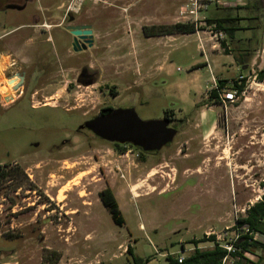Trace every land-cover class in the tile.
<instances>
[{"label":"rangeland","instance_id":"374dc122","mask_svg":"<svg viewBox=\"0 0 264 264\" xmlns=\"http://www.w3.org/2000/svg\"><path fill=\"white\" fill-rule=\"evenodd\" d=\"M91 1L71 15L94 26L97 46L77 55L63 27H55L73 0H0V51L17 63L7 77L19 74L0 90V172L7 174L0 177V264H168L167 255L189 256L191 242L231 226L235 202L243 209L264 192V85L258 79L234 104L216 109L214 134L206 137L191 121L154 155L75 131L106 107L132 108L143 121L161 120L167 111L195 118L213 87V61L234 64L214 57L204 37L209 67L196 34L145 37V28L176 24L185 0ZM225 1L241 5L213 7L209 17L241 19L242 30L226 43L232 55L235 48L238 55L253 54L239 75L231 66L228 83L264 69V0ZM48 36L53 43H44ZM85 64L99 73L90 88L76 84ZM24 76L25 94L15 101ZM107 187L123 227L100 201ZM243 264H264V256Z\"/></svg>","mask_w":264,"mask_h":264},{"label":"built area","instance_id":"2783aa9c","mask_svg":"<svg viewBox=\"0 0 264 264\" xmlns=\"http://www.w3.org/2000/svg\"><path fill=\"white\" fill-rule=\"evenodd\" d=\"M84 1L85 0H73V2H71L67 7V15L78 13ZM240 5L241 1L228 2L225 0H185L180 6L176 15V21L178 24L194 26V34L199 37L200 50L206 57L209 67V60L206 54V44L203 41L204 37L209 38V41H211V50H223L225 52L230 50V48L226 43V33L219 30L215 24H209L211 17H209L208 13L213 7L220 10H228L239 7ZM223 43H225L226 46H224ZM257 76L258 74L256 75V72L253 70L251 75H240L234 82H228L224 88H221L219 81L214 78L212 90H215L218 93L221 105L226 107L227 102L234 104L241 96H244L247 85L251 80L253 84H255L258 79ZM18 83H20V81ZM257 85L263 86L264 80L262 82H258ZM242 86H244V88L240 93L239 88ZM121 178L126 180L123 175ZM263 197L264 192L256 198L255 202L249 201L243 209L234 205L233 224L219 232H210L206 234V238L212 240L211 243L214 248L218 247L226 253L220 264H242L245 260H252L253 258L259 259L262 256L263 250L259 245H264V234L251 231L248 225L241 226L239 224V220L246 218L255 203L261 202ZM241 241L253 249L255 245H257V249L255 248L252 252H245L243 247L239 244ZM178 259L181 263L184 261L185 257L178 256Z\"/></svg>","mask_w":264,"mask_h":264},{"label":"trees","instance_id":"16d2710c","mask_svg":"<svg viewBox=\"0 0 264 264\" xmlns=\"http://www.w3.org/2000/svg\"><path fill=\"white\" fill-rule=\"evenodd\" d=\"M220 10V9H219ZM240 21L241 19L237 17H233L229 13H224L219 16H212L209 20V24H215L219 30H222L226 33L227 39L233 43L236 39V33L239 30H242L240 28ZM156 32H148L149 30L145 28L143 30L144 35L146 38H152L156 36H174V35H192L195 33V28L192 25H183V24H173L171 26L166 27H159L155 29ZM224 46L225 43H223ZM227 54H230V50L225 51ZM232 54V53H231ZM234 60L236 64L241 67L242 70H245L246 67L249 69V63L251 59L253 58V54L244 51L243 55H238L236 52V48L234 49L233 53ZM198 67H195L193 69H197ZM258 80L263 81L264 80V69L261 70L258 73ZM227 81H219V84L221 88H224L226 86ZM244 86L239 88L240 93L243 91ZM113 95H116L112 91ZM208 103L211 105H220V100L218 97V93L215 90L210 91V96L208 99ZM113 111L112 108L108 107L106 109H103L101 112L103 115H108ZM170 111L165 112V116H168ZM116 148H121L122 145L119 144H113ZM140 150L139 148H137ZM142 152V150H140ZM144 153V152H143ZM150 154V153H145ZM1 170V166H0ZM2 173V174H1ZM7 174H5L4 171L0 172V177H5ZM99 198L103 204V206L107 209L109 212L112 220L115 222L117 226H121L122 223V213L119 208L117 199L115 198V195L113 191L110 188H107L100 192ZM239 224L241 226L248 225L251 231L258 232L260 234H264V197L263 200L257 204L254 205V207L251 208L249 211V214L246 218L240 219ZM212 240H209L207 238H204L200 241H193L191 242L195 246L194 252L188 257L185 258L183 262H179L178 256H167V262L168 264H220L222 259L225 256V252L218 247H215L210 250H201L198 248V246L202 243L211 242ZM241 247H243L245 252H252L254 249H257V245H255L254 249L252 247H249L246 243L240 244ZM262 250L264 251V245H259ZM127 252L129 254H132V249L128 248ZM135 264H143L142 262L135 261ZM243 264V263H242Z\"/></svg>","mask_w":264,"mask_h":264},{"label":"water","instance_id":"95a60500","mask_svg":"<svg viewBox=\"0 0 264 264\" xmlns=\"http://www.w3.org/2000/svg\"><path fill=\"white\" fill-rule=\"evenodd\" d=\"M8 9L16 10L12 6ZM65 30L75 38L73 43L75 53L82 52L77 48L78 41L84 45L88 44L90 48L93 47L91 27L67 26ZM23 82L24 77H20L18 89ZM170 125L171 121L168 119L143 121L136 111L130 108L116 109L108 115L95 117L86 122L84 127L105 142L122 146L131 145L144 153H158L172 144L178 135V131Z\"/></svg>","mask_w":264,"mask_h":264},{"label":"crops","instance_id":"0c3cea01","mask_svg":"<svg viewBox=\"0 0 264 264\" xmlns=\"http://www.w3.org/2000/svg\"><path fill=\"white\" fill-rule=\"evenodd\" d=\"M28 1V0H27ZM26 1V2H27ZM14 7V6H13ZM20 8H22V7H20ZM17 33V32H16ZM5 34H7L6 36H10V35H12V34H14V32H9V33H5ZM2 40V39H1ZM50 41H52L51 39H50ZM52 43V42H51ZM212 51V55L214 54V57H216L217 58V56H220V55H225V56H227V57H230V58H233V62H234V64H230V68L226 65V64H224L221 60L219 61V59H217V60H214L213 61V63H214V74H215V77H213V79L215 78V79H217L218 81H231L230 79H232L231 77H233V76H231V71L229 70V69H231V68H233V67H231V66H236V69H237V75H239V72H240V70H239V66L236 64V62H235V60H234V57H233V55L230 53V54H227L226 52V54H222V51H214V50H211ZM213 57V58H214ZM210 58V57H209ZM4 60H8V64L6 63V64H4ZM157 62H159V61H157ZM0 64H3V66H4V69L2 70V72L0 73V90H1V88H4L3 86H4V81H6L7 83H9L13 78H16V77H18L19 76V74H18V72H15V73H12V75L11 76H14L15 75V77H13V78H8L7 76H8V74L7 73H9V72H11L12 70H13V68H16L17 66V63H16V61L14 60V59H12V56L10 55V54H4V53H2L1 51H0ZM199 66V65H198ZM195 68V67H194ZM199 68H197V69H192L191 70V72H193V71H196V70H198ZM14 74V75H13ZM229 76V77H228ZM19 78V77H18ZM15 80H17V79H15ZM17 84H18V82H17ZM16 84V85H17ZM19 85V84H18ZM17 92L14 94L13 93V91L11 90V93H13L12 94V97L14 98V100L16 101L17 99H19V98H21L23 95L21 94V95H19V92L21 91V92H24V86L23 87H21L20 89H18V86H17ZM20 90V91H19ZM19 91V92H18ZM210 91V90H209ZM2 99L4 100V97L2 96V93H1V91H0V102H2ZM208 97L207 98H204L203 99V101L201 102V103H199V104H197L196 105V107L197 108H199V107H201L200 105L202 104V103H207L205 106H204V108H202L200 111H198V113L196 114V116H195V118H191V117H185V118H179V117H177L176 115H175V118L176 119H181V120H183V122L185 123V125L184 126H186V125H188L189 124V122H191V121H194V120H197L198 122H197V124L195 125L196 127H197V129H201L202 130V132L205 134V135H207L206 137H208V136H210V135H212V134H214L215 133V131H216V129H217V127H218V117H219V115H218V111L216 110L217 108H220L221 106H219V105H217V106H215V105H211L210 107H209V103H208ZM173 113V112H172ZM175 114V113H174ZM181 134H184V133H181ZM190 141H193V139L191 138L190 139ZM198 172V171H197ZM202 198V197H201ZM200 198V199H201ZM183 248V251L182 252H184V247H182ZM198 248L199 249H201V250H203V248H204V246L202 245V244H200L199 246H198ZM194 250H195V248H194ZM194 250L192 251V253L194 252ZM191 253V254H192ZM190 254V255H191ZM189 255V256H190ZM167 256H184L185 258H188L189 256H186V255H167ZM167 256H166V258H167ZM262 256H264V251L262 252ZM262 256L259 258V259H261L262 258Z\"/></svg>","mask_w":264,"mask_h":264},{"label":"flooded vegetation","instance_id":"af4514ba","mask_svg":"<svg viewBox=\"0 0 264 264\" xmlns=\"http://www.w3.org/2000/svg\"><path fill=\"white\" fill-rule=\"evenodd\" d=\"M19 1H23V2H26L27 0H19ZM11 2H14V1H11ZM89 2H92L91 0H85L84 2H83V4L81 5V8L79 9V11H78V13H76L75 15H79L80 14V12H81V10H82V8H83V6H85V5H87V4H89ZM128 17H130L129 15L128 16H125V20H126V22L128 21L127 20V18ZM131 18V17H130ZM67 26H86V27H91V29H92V37H93V39H92V42H93V47L92 48H90L89 47V45L87 44V45H84V43H81V41H78V43H79V45H78V49L79 50H82V52H80V53H75L74 52V48H73V43H74V40H75V38L69 33V32H67L66 30H65V28L67 27ZM55 27H63V29H64V31H65V33L69 36V39H71V40H69V44H70V49H71V51L74 53V54H77V55H80V54H85V53H89L90 51H92V50H95L96 49V46H97V36H96V31H95V29H94V26L93 25H91V24H81V23H76V18L74 17V16H72L71 14H68V15H66L65 16V18L63 19V21H62V25H58V26H55ZM45 28H47L46 26H45ZM132 33V31H130V30H128L127 31V34H131ZM1 39L2 38H0V42H1ZM50 39L52 40V41H50ZM53 43V39H52V37L51 36H48L45 40H44V43H46V44H48V43ZM85 48H88L87 50L85 49ZM98 71L97 70H93V68L91 67V66H89V65H87V64H85V65H83V66H81L79 69H78V75H77V78H76V84H77V86L78 87H80V86H83L84 88H90V87H92V86H95L96 84H97V81H98ZM25 83H26V80H25V76H24V82H23V84H22V86L21 87H23L24 85H25ZM20 87V88H21ZM19 88V89H20ZM24 89H25V87H24ZM25 91V90H24ZM21 94L22 95H24L25 93L24 92H21ZM219 106H222L221 104L219 105ZM44 108H48V107H44ZM106 108H108V107H106ZM106 108H103V109H106ZM102 109V110H103ZM101 110V111H102ZM100 111V113H99V116H103V113ZM171 112V111H170ZM65 113H69V112H65ZM94 119V118H93ZM163 119H168V120H170L171 121V125H170V127L171 128H174V129H176L178 132H179V130L182 128V127H184V125H185V123L183 122V120H181V119H176L175 118V116H173L172 115V112L171 113H169V115L168 116H165L164 115V117H163ZM92 120V119H91ZM88 121H90V120H88ZM88 121H85L84 123H83V125H81V126H79L75 131H78V132H82V134H85V130H87L85 127H84V125H85V123L86 122H88ZM176 126H178V128L176 127ZM88 132H90V134L93 136V138L94 139H99V138H97L91 131H89V130H87ZM99 140H101V139H99ZM151 155H154L155 153H150ZM189 182H191L192 184H194V181H192V180H190ZM107 188H109V187H107ZM107 188H105V189H107ZM104 189V190H105ZM111 190H112V188H110ZM113 191V190H112ZM102 192V191H101ZM114 193V192H113ZM116 198V197H115ZM101 201V200H100ZM235 202V201H234ZM102 203V202H101ZM103 205V204H102ZM235 205H237V203L235 202ZM105 208V207H104ZM106 209V208H105ZM107 210V209H106ZM114 222V221H113ZM115 223V222H114ZM124 224H125V221H124V218L122 219V223H121V226H119V227H123L124 226Z\"/></svg>","mask_w":264,"mask_h":264}]
</instances>
